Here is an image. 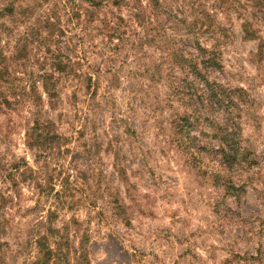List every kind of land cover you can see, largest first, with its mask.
I'll return each mask as SVG.
<instances>
[{"label": "rangeland", "instance_id": "374dc122", "mask_svg": "<svg viewBox=\"0 0 264 264\" xmlns=\"http://www.w3.org/2000/svg\"><path fill=\"white\" fill-rule=\"evenodd\" d=\"M89 1L0 0L3 54L26 48L22 67L5 63L15 77L0 102L32 85L40 98L0 104V264L32 263L48 227L68 264H264V6ZM197 46L220 55L206 79L224 89L221 107L179 70ZM36 117L61 139L45 153L25 145ZM211 126L237 134L242 156L224 176Z\"/></svg>", "mask_w": 264, "mask_h": 264}, {"label": "trees", "instance_id": "16d2710c", "mask_svg": "<svg viewBox=\"0 0 264 264\" xmlns=\"http://www.w3.org/2000/svg\"><path fill=\"white\" fill-rule=\"evenodd\" d=\"M89 1V0H86ZM152 4L158 5V2L156 0H150ZM256 2V5H258L260 8L264 6V0H252ZM92 6H96L94 1H89ZM118 4V3H117ZM13 5L9 4L1 12L2 17L11 15L13 13ZM264 9V8H263ZM264 11V10H263ZM48 23V22H47ZM50 26L49 30L53 27L52 24L48 23ZM243 33L245 35V39L253 40L255 39L256 33L252 30V26L248 20H245L244 25L242 26ZM109 30V27H108ZM112 30L113 33H115L114 29ZM261 41V40H260ZM26 49V48H25ZM24 48H20V50L17 51V53L12 54L10 57H6L4 53V48L0 46V83L7 84L9 81V78L15 77L14 74H11L9 72V67L5 65L6 62L11 63H17L18 61H22L21 67L24 65L23 61L25 59V56L23 54ZM264 49V43L260 45L259 52H262ZM197 55L190 54L187 58H183V65L179 68L180 72L186 73L185 77L188 78L187 71L191 72L193 76L201 77L204 81V84L207 86V100L210 103V107L213 105L220 107L223 105V96L222 92H224V89L221 91L220 86H217L215 83H210L207 81V71H216V69L220 68V55L215 49L208 50L206 48H202L200 46H197ZM62 62L58 61L52 64V66L55 68L58 73L63 72V68L61 67ZM41 80V88L42 92L45 94V96L48 99H53L54 96H57L56 91V83H54L53 75L52 74H42L40 76ZM56 80V79H55ZM13 81V80H12ZM15 81V80H14ZM12 84V82H11ZM15 97H13L12 102H9L8 100H4V102H0L6 104L7 108H11V106H16L19 104V100L16 96H30L29 98L34 100V104L37 103V101L40 100L38 97L39 94L37 93L36 86L32 85L29 87V90L26 92L25 90H22L19 94L13 93ZM200 99V98H199ZM35 116V115H34ZM33 121V127L31 128L30 132H27L25 135L26 138V147L30 150H36L39 153H45V151L51 149V146L55 142H59L61 139L59 136L53 133L52 128L53 124L45 119L41 120V118L36 117ZM183 125L185 126L187 124V119L182 118ZM177 128H183L181 125H177ZM213 128V126H211ZM215 138L218 140L220 147V153H221V162L220 165V171L218 176H224L228 170L231 169V165L234 164V162L237 161V156L242 154H239V147H238V139L237 134L235 132H229L226 129H218L213 128V131H216ZM182 133V131L180 130ZM16 168V171L18 166H14ZM228 191H235L237 188L233 186L232 182L229 180L226 182ZM3 197L0 196V203L3 202ZM62 235H60L59 230L52 229L51 227H48L45 230V234L38 238L36 241V257L34 261L30 264H68V251L63 249V246L67 247V244L63 243ZM54 239L53 246L50 245V240ZM83 242V241H82ZM80 243L79 247L82 248L83 243ZM86 255L81 254L80 258L85 259Z\"/></svg>", "mask_w": 264, "mask_h": 264}]
</instances>
